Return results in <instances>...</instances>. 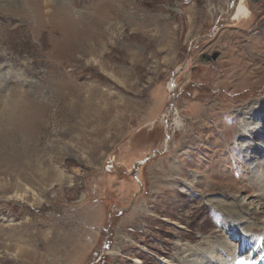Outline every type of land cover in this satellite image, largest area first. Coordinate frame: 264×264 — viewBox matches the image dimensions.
Segmentation results:
<instances>
[{"label": "rangeland", "instance_id": "rangeland-1", "mask_svg": "<svg viewBox=\"0 0 264 264\" xmlns=\"http://www.w3.org/2000/svg\"><path fill=\"white\" fill-rule=\"evenodd\" d=\"M238 3L0 2V264H181L180 245L220 243L207 199L258 193L226 126L264 101V0Z\"/></svg>", "mask_w": 264, "mask_h": 264}, {"label": "bare ground", "instance_id": "bare-ground-1", "mask_svg": "<svg viewBox=\"0 0 264 264\" xmlns=\"http://www.w3.org/2000/svg\"><path fill=\"white\" fill-rule=\"evenodd\" d=\"M250 13L251 11L246 5L245 0H239L233 13V19L238 17L247 18ZM3 14L6 15L5 13ZM173 85L171 82L169 89H172L171 87ZM243 113L245 115H242ZM233 117L229 116V124L226 126V135L230 139L228 145L232 149L237 148L231 155L233 158L236 156L241 158L239 164L243 169L245 177L242 176L240 178H246L253 192L254 190L255 192L258 191L257 194H253L256 199L253 198L248 201L245 198L240 199V197H237V199L232 201L233 206L231 207L229 205L230 201L227 199L218 197V199L208 198L207 201L212 204V207L218 208L220 211L226 213L225 219L221 223L222 228H220L224 234L223 239L219 238L221 239L220 243L212 242L207 245H203L200 242L196 247H190V245L183 247L180 245L178 254L182 255L179 256L180 258L182 257V260L184 259L181 264H249L246 257L239 254V250L242 251V249L251 248L254 253H258L264 248V229L261 230V227L256 224L264 222V218H261L262 220L257 218L260 215L262 216V214L264 215V161H261L264 156V140L259 139V141H256L261 136L264 137V101L262 104L251 105L247 109L241 105L236 109L235 116L233 115ZM235 120H237V123ZM235 124L236 126H234ZM245 137L246 139H242ZM232 140L237 141L238 147L234 146ZM238 140L241 142H238ZM225 164L222 162L221 168H218V171L224 175L226 174ZM246 164L251 168L246 166ZM212 186L210 187L211 189ZM241 191L248 190L241 189ZM226 195L224 194L225 198H227ZM237 243L240 244L237 245ZM261 256L260 264H263L264 253H261ZM134 262L136 264L141 263L137 259ZM172 264L177 263L173 260Z\"/></svg>", "mask_w": 264, "mask_h": 264}, {"label": "water", "instance_id": "water-1", "mask_svg": "<svg viewBox=\"0 0 264 264\" xmlns=\"http://www.w3.org/2000/svg\"><path fill=\"white\" fill-rule=\"evenodd\" d=\"M255 2H257L258 0H253ZM219 56L218 52H215L211 55L206 54V53H202L200 56V61L203 63H208V62H214Z\"/></svg>", "mask_w": 264, "mask_h": 264}]
</instances>
